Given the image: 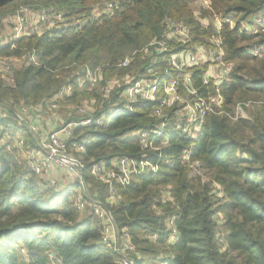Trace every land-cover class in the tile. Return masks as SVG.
Instances as JSON below:
<instances>
[{
    "label": "trees",
    "instance_id": "obj_1",
    "mask_svg": "<svg viewBox=\"0 0 264 264\" xmlns=\"http://www.w3.org/2000/svg\"><path fill=\"white\" fill-rule=\"evenodd\" d=\"M204 1L200 17L220 19L217 31L210 22L201 26L187 0H0V25L24 7L62 17L40 33L0 45V61L19 64L0 74V264H117L101 243L91 209L75 208L76 194L100 203L116 229L125 230L136 249L134 264H264V24L245 30L264 21V0ZM108 4L113 8L107 12ZM167 22L185 26L190 39L166 41V53H155L149 45L165 41ZM213 36L222 64L231 68L219 85L203 81L207 65L182 72L191 74L196 97L210 108L196 139L184 140L171 129L178 105L165 108L162 118L153 116V108L170 78L180 82V96L194 100L167 58L177 50L210 48L206 41ZM152 77L159 82L155 101L135 97L128 111L110 115L113 104L124 103L125 90ZM218 94L220 113L212 100ZM90 102V111L81 113ZM51 104L61 106L64 115L56 122L70 128L66 146L80 164V179L56 174L57 190L28 167L22 150L35 142L16 118L22 108L53 109ZM237 107L247 117L236 116ZM162 124L148 148L134 137ZM9 130L22 134V149L15 145L19 135L11 138ZM82 141L78 152L73 146ZM123 158L148 167L126 183L113 180L119 201L111 202L109 185L93 167L103 163L116 171ZM195 162L199 168L191 177ZM171 228L178 233L175 242Z\"/></svg>",
    "mask_w": 264,
    "mask_h": 264
},
{
    "label": "built area",
    "instance_id": "obj_2",
    "mask_svg": "<svg viewBox=\"0 0 264 264\" xmlns=\"http://www.w3.org/2000/svg\"><path fill=\"white\" fill-rule=\"evenodd\" d=\"M113 4H108L106 11H110L113 7ZM26 10L28 9H22ZM21 10V11H22ZM20 11V12H21ZM38 18L42 23H46V14L44 11H38ZM21 13V14H22ZM44 13V14H43ZM49 23L54 25L55 21H61L62 17L60 14L49 16ZM264 24L263 20H258L256 23V27ZM254 31V27L251 28ZM34 33H38L37 30L33 31ZM187 28L180 23L172 22L168 23L166 26V34L163 36L165 41L161 40L159 42H153L149 46L154 47L155 53H166L168 49L167 42H173V39L178 40L177 43L185 44L189 41V32L187 37ZM26 30H21V28H16L12 36L9 38V42L13 39H17L21 36H28ZM180 35V38L178 37ZM183 38L182 40H180ZM167 41V42H166ZM211 49L207 50L205 47L195 46L190 49L177 50L170 54L167 58L166 65L169 69L176 71L181 74V87L184 89L185 93L194 97L193 101L186 100L183 96L179 95L177 88V81L175 78H170L163 85V93L164 97L162 101H158V104L155 108H153V116L162 118L165 115V108L173 107L174 105H178V108L173 111V124L171 125V129L174 130L179 136L184 140H194L196 139L198 133L200 132L203 119L210 111L208 103L198 97H196V93L192 86L191 74L189 72L182 73L184 70H189L195 67L207 65V69L205 74L203 75V81L207 84L209 82H213L215 85H219L225 79L228 70L231 66L225 67L222 64V50L220 48V42L218 40L212 43ZM202 53L204 54L202 56ZM211 55V56H210ZM209 57L212 59L210 60ZM7 63H11V61H5ZM216 68V75L210 76L209 72L211 68ZM167 72V71H166ZM148 73H152V71H148ZM157 74V73H156ZM156 74H153L155 76ZM90 82H95L94 75L90 72L87 74ZM178 78V76H177ZM159 82L157 78L150 79H139L134 86L125 90L121 96L124 100L123 104L115 103L110 109V115L116 114L122 111H128L130 107V103L133 101L135 97H141L143 99H147L150 101L156 100V93L158 90ZM108 92V91H107ZM214 110L221 112L219 109L222 105V100L220 95L218 94L216 98H213ZM249 105L246 104L247 107ZM55 107L54 104L50 105V108ZM44 109L40 107L37 108H22L21 114L17 115L18 118L25 115V113L29 111L42 112ZM242 112L241 107H237V114ZM88 123V122H87ZM31 125L32 137L35 142V146L31 147L26 152V163L31 171L41 177V175H47L51 170H53V176L46 178V182L48 185L55 190L59 189L56 183V174L58 172L65 175H72L78 177L80 179V164L76 157L73 156L72 152L66 146V140L70 137V128L65 127L63 129H56L54 132H49L45 136H42L40 133L39 127L35 125ZM164 125L162 124L160 127L155 128L152 131H140L134 134V137L140 140L144 146V148H148L150 146V136H159L161 134ZM15 145L22 149L25 145L24 139H21V136L15 137ZM84 142L82 141L80 144H75L73 147L78 152L83 151ZM184 161L189 163V154L187 151L183 152L182 155ZM190 175L191 177H195L197 175V169L199 168V164L197 162L190 163ZM114 169H107L103 163H99L93 167V175L101 182L107 183L109 185V201L118 202L119 198L115 195L111 182L115 180L119 183H126L129 181V177L131 174H135L137 169H147L148 165L145 163L137 164L136 162L130 161L128 159H121L114 165ZM51 172V173H52ZM55 172V174H54ZM72 200L74 202V206L78 212L83 213L86 211V208L89 207L92 211L94 217L98 220L100 228H101V243L105 247L112 250V252L118 257L117 264H134L133 257L136 256V249L130 243L129 238L125 230L121 232L116 229L113 218L108 210H106L100 203L93 202L91 204L88 203L81 194L73 195ZM89 204V205H88ZM173 223V220L170 221V224ZM178 238V233L176 229L171 228L170 239L172 242H175ZM166 264V263H163Z\"/></svg>",
    "mask_w": 264,
    "mask_h": 264
},
{
    "label": "rangeland",
    "instance_id": "obj_3",
    "mask_svg": "<svg viewBox=\"0 0 264 264\" xmlns=\"http://www.w3.org/2000/svg\"><path fill=\"white\" fill-rule=\"evenodd\" d=\"M187 1H188L189 6H190V10L193 12L195 19L199 21L201 26L207 27L209 25L210 20L202 19L200 17L201 11L205 10L206 7L208 6V5H206V2L204 0H187ZM99 4L102 5L103 2H100ZM25 8L26 7L22 8V9H25ZM93 8H94L93 9L94 10L93 15L96 17L99 16L100 13L97 11L100 9L98 8L96 10V4H95V6H93ZM22 9H20V11ZM200 9H202V10H200ZM20 11L15 16L8 15L2 20L1 25H0V45L6 44L7 42H9V38L12 36V33L16 28H21V30H26L28 33L31 34V32H33L34 30H37L38 33H40L46 27L51 26V24L49 23V20H50L49 17H46V21H47L46 23H42L40 21V19L38 18V16H39L38 11H33V10L28 9L25 14L22 12H25L26 10H22L21 12ZM214 20H215L214 22H212V23L210 22V23L217 31L222 22L220 19H214ZM168 23H170V22H167V24ZM253 26H251V27H253ZM251 27H245V30L252 32ZM256 28L257 27L254 26V30ZM178 37L180 38V35ZM187 37H188V32H187ZM214 38H215V36L209 38L206 42H208L209 45L211 46L212 43L214 44V42H213ZM182 39L183 38H181L180 40H182ZM189 39H190V36H189ZM177 42H178V40L173 39V43H177ZM205 49L211 51V49H208V48H205ZM203 55L204 54L202 53V56ZM209 59L212 60L213 58L211 59L209 57ZM18 65L16 66L15 62L7 63L5 61H0V74L1 73L5 74L7 71L9 72V70L12 69L14 66H16V68H17ZM209 75L211 77L216 75V68L215 67L211 68ZM63 106H66V105H63ZM82 106L83 107L81 108V113H83L84 111L85 112L90 111L92 104L90 102V103H85ZM60 108H61V106L56 105L55 107H53V109H44L40 113L35 112V111H29V112L25 113V115L21 116L20 118H18V116H16V118L18 120V123L25 125V127L27 129H29L30 131H31V125H33L34 122H36L35 125H37L39 127L40 133L42 134V136H45L49 132H54L56 129L59 128V124L56 122V120L59 118H62V116L64 115L63 113L60 114L61 113V111L59 110ZM64 109H67V108L64 107ZM59 111H60V113H58ZM62 112H64V110H62ZM236 116L245 118V117H247V113L244 112V110H243V112H239V115L236 114ZM59 129H61V128H59ZM8 134L11 135V138H13L12 135H19V136L21 135V139L22 138L24 139V137L22 136L21 133L17 134V132L14 130H9ZM12 146H13V144L11 143L10 147H12ZM29 147H31V146L29 144H26L25 150H22V154H23L24 158L26 156V152L29 149ZM52 171L53 170H51L47 175H41V178L44 181H46V178L44 176H48V177L53 176ZM54 174H55V172H54ZM218 223L221 224V222H218ZM219 227H221V226H219ZM219 231H220V235L223 237V230L220 228ZM220 239H222V238L220 237Z\"/></svg>",
    "mask_w": 264,
    "mask_h": 264
},
{
    "label": "crops",
    "instance_id": "obj_4",
    "mask_svg": "<svg viewBox=\"0 0 264 264\" xmlns=\"http://www.w3.org/2000/svg\"><path fill=\"white\" fill-rule=\"evenodd\" d=\"M74 177H75V176H74ZM71 178H73V177H71ZM71 178H70V179H71Z\"/></svg>",
    "mask_w": 264,
    "mask_h": 264
}]
</instances>
